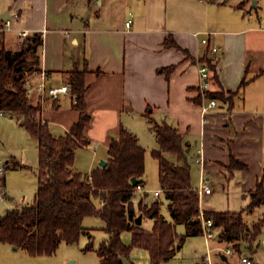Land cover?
<instances>
[{
	"label": "crops",
	"instance_id": "obj_1",
	"mask_svg": "<svg viewBox=\"0 0 264 264\" xmlns=\"http://www.w3.org/2000/svg\"><path fill=\"white\" fill-rule=\"evenodd\" d=\"M215 1L0 0V16L5 17L0 18V48L19 51L29 38L40 36L36 75L46 70L50 83L57 86L69 84L71 72L87 69L88 111L93 119L86 133L98 125L108 149L121 128L133 133L143 146L138 121L152 117L158 124L167 123L178 130L187 154L196 142L197 162L203 173L229 168L232 157L248 169L250 156L264 139V17L247 14L239 4ZM8 18L12 20L10 29L5 26ZM19 31L28 33L26 42L18 38ZM204 38L208 45L202 44ZM171 40L176 46L167 45ZM212 47L219 51L212 54ZM203 59L216 62L217 77L226 95L235 93L232 105L216 99L217 107L205 120L200 108L203 98L199 100V65L205 63ZM243 80L246 83L241 87ZM210 89H219L213 80ZM32 95L34 103L41 102V119L60 125L62 136L66 135L78 118L72 97L62 94L42 101L37 92ZM5 126L20 127L16 131L24 135L19 119L2 113L0 134ZM5 164L0 175L17 162L12 157ZM260 174L248 193L255 189L260 176L264 179ZM155 196L160 197L161 192ZM176 228L178 232V225ZM178 234L185 235L186 229ZM216 241L220 248L232 250L231 254H219V264H241L242 257L258 264L253 256L221 240L218 234ZM9 246L13 252L27 253ZM237 257L240 261L232 263ZM24 259L20 256L18 262L6 264H23Z\"/></svg>",
	"mask_w": 264,
	"mask_h": 264
},
{
	"label": "trees",
	"instance_id": "obj_2",
	"mask_svg": "<svg viewBox=\"0 0 264 264\" xmlns=\"http://www.w3.org/2000/svg\"><path fill=\"white\" fill-rule=\"evenodd\" d=\"M40 45L42 40L35 35L19 51L0 48V111L19 119L37 141L39 149V187L34 202L9 210L0 217V242L23 249L33 257L51 256L56 254L62 243L75 244L87 234L90 242L86 250L92 251L95 250L93 237L84 226V220L89 216H98L105 222V231L109 234L108 239L95 250L102 264H125V259L130 257L134 248L146 250L151 264L170 261L187 237L203 234L199 215L200 197L198 189L192 185L183 136L167 123L154 125L160 148L153 151V156L159 163L160 183L169 200L172 222L161 214L158 200L151 205L141 201L138 208L133 204L137 186L144 183L146 150L138 138L126 129L121 128L118 137L111 141L105 167L99 166L86 175L76 172V149L90 143L85 135L93 119L88 111V70H75L70 74L68 85L77 96L74 109L78 118L66 135L55 137L49 124L41 119V102L34 103L28 93V78L37 67L26 70L28 56L37 54ZM167 45L176 46L172 40L167 41ZM202 61L209 66L212 80L219 87L218 90L208 91V97L232 105L235 93L229 92L227 96L222 90L216 62L210 59ZM245 83L243 80L241 87ZM199 100L202 101V96ZM166 154L176 156L179 163L168 159ZM244 167L232 157L229 165L232 172ZM133 178L140 180L138 185L133 184ZM249 196V206L241 211L205 212L206 217L213 220L214 228L220 229L218 237L234 243L239 251L243 241L258 238L264 225L261 219L248 228L244 219L245 211H252L264 203L263 177L257 180ZM95 198L100 199L98 206ZM139 214L154 220L152 230H145L136 224ZM181 224L185 226V235L177 232L176 227ZM124 232L132 235L130 245L122 240Z\"/></svg>",
	"mask_w": 264,
	"mask_h": 264
},
{
	"label": "rangeland",
	"instance_id": "obj_3",
	"mask_svg": "<svg viewBox=\"0 0 264 264\" xmlns=\"http://www.w3.org/2000/svg\"><path fill=\"white\" fill-rule=\"evenodd\" d=\"M216 0L217 3H227L244 7L247 14H252L256 17L261 15L264 17V0ZM258 5V6H257ZM26 42V41H25ZM27 43V42H26ZM37 56L31 54L28 56L26 70L32 66H36ZM36 71L28 78V83L33 84ZM34 99V95L30 96ZM157 120L148 117L138 121L139 132L142 135V144L146 150L145 166L146 173L144 176L143 191H137L133 197V204L138 208L141 201L144 204H152L157 199L160 202V212L167 219L172 220L169 200L160 183L159 163L153 156V151L158 150V143L154 125ZM19 126V125H18ZM50 131L55 136H62L64 129L58 125H49ZM2 128L0 134V159L5 164L6 160L13 157L17 164L10 166L9 170L4 175H0V217L4 216L7 211L20 208L25 205H31L34 202V195L39 185V149L38 143L30 137L27 131L24 130V135L18 133L20 127ZM25 136V137H24ZM85 138L89 140V144L76 149V158L74 168L83 173L90 174L93 170V162L95 158V168L101 167V162L107 161L109 157L108 146L105 144L106 138L98 131V125L95 128H89ZM264 138V137H263ZM252 141L257 142V139L252 138ZM261 137L258 136V144ZM199 145V142H198ZM196 142H193V151L188 154L187 160L191 168L192 185L199 189L206 182L212 188L211 195H201V205L203 209L210 211H241L246 209L250 204V196L248 190L253 187L254 181L259 173L264 175V139L258 146L257 152L252 153V159L249 163V168H238L233 172L229 168L210 169L203 173V167L197 162ZM255 149V148H254ZM167 158L179 163L176 156L166 154ZM248 164V163H247ZM94 168V169H95ZM208 178V180H207ZM261 178V176L259 177ZM205 180V181H204ZM255 185V184H254ZM155 191L161 192L160 197L154 195ZM95 204H100V199H94ZM245 223L248 228H251L254 223L259 220H264V203L255 207L252 211H245ZM84 226L89 228L92 234L94 249L96 250L100 244L107 240L109 234L105 231L106 224L98 216H89L84 220ZM154 220L148 216L144 217L142 227L147 230H152ZM178 232L185 233V226L178 225ZM220 232V229L217 231ZM218 234V233H217ZM219 238V237H218ZM122 240L125 244L130 245L132 235L130 232L122 234ZM90 239L87 234L81 236L80 240L72 245L62 243L56 252L51 256H30L24 251L13 252L9 245L0 242V264L18 262L19 257H25L23 264H102L95 250L87 251L86 247ZM220 247L216 238L208 243L205 236L190 237L184 245L178 249L175 257L170 261L162 264H198L206 254L211 253L213 264H219L221 254ZM241 252L246 255L253 256L256 263L264 264V225L257 239L253 241H243L241 243ZM213 249H215L213 251ZM254 253V254H253ZM20 255V256H19ZM14 256L15 257L14 259ZM232 258L234 260H239ZM240 261V260H239ZM125 264H151L150 257L146 250L134 248L128 259H125Z\"/></svg>",
	"mask_w": 264,
	"mask_h": 264
},
{
	"label": "built area",
	"instance_id": "obj_4",
	"mask_svg": "<svg viewBox=\"0 0 264 264\" xmlns=\"http://www.w3.org/2000/svg\"><path fill=\"white\" fill-rule=\"evenodd\" d=\"M18 15L15 14L14 17H17ZM131 21H128L126 25L130 27ZM5 26L6 28L10 29L12 27V20L11 18H8L5 20ZM28 33L26 31H19L18 32V38L21 41H25ZM203 45H208L209 41L207 38H204L202 40ZM219 51L217 47H212L211 48V53L215 54ZM199 89L201 91V96L203 98V102L201 104V114L203 119L205 120L207 115L213 110L215 107L218 105V101L215 98H210L207 95V92L210 91L211 89V83H212V72L209 68V66L206 63L200 64L199 65ZM37 92L42 101H45L47 99H57L60 97L62 94H69L73 102L76 103L77 101V96L72 93V89L70 85L65 84L61 86L53 85L50 83V74L42 69L37 75H36V80L34 83L29 86L28 88V93L31 96L33 93ZM2 112L0 111V115ZM204 161V158L201 156L199 159V162L202 164ZM6 164H3V162L0 161V174H3L5 169H6ZM205 181V180H204ZM136 191H143V186L138 185L136 188ZM199 197H200V219H201V224H202V230H203V236H205L206 241L210 243L211 240L216 238L217 236V230L214 228V223L212 219H208L205 215L206 210L203 209L201 205V195L205 194H211L212 193V188L209 186L206 182L201 186L200 190L198 189ZM160 192L156 191L155 195H159ZM219 249V252L221 254H231L232 250L227 249L224 250L223 248H216ZM215 249H213L214 251ZM198 264H213V258L211 253L206 254L204 258L198 263ZM241 264H254L251 258L249 257H242L241 258Z\"/></svg>",
	"mask_w": 264,
	"mask_h": 264
},
{
	"label": "water",
	"instance_id": "obj_5",
	"mask_svg": "<svg viewBox=\"0 0 264 264\" xmlns=\"http://www.w3.org/2000/svg\"><path fill=\"white\" fill-rule=\"evenodd\" d=\"M0 18L3 19V20L5 19L4 15H1ZM106 165H107V161L101 162V167H105ZM84 179H85V177H84ZM132 182H133V184L138 185L140 180H137L136 178H133ZM142 217H143L142 215H139L136 218L135 222H136L137 225H140L142 223Z\"/></svg>",
	"mask_w": 264,
	"mask_h": 264
}]
</instances>
